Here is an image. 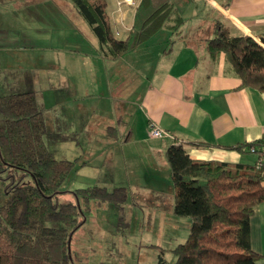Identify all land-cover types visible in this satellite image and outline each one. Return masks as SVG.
Wrapping results in <instances>:
<instances>
[{
	"label": "trees",
	"instance_id": "obj_1",
	"mask_svg": "<svg viewBox=\"0 0 264 264\" xmlns=\"http://www.w3.org/2000/svg\"><path fill=\"white\" fill-rule=\"evenodd\" d=\"M71 1L97 36L103 54L112 58L145 42L164 25L176 32L184 21L173 0H140L127 36L118 38L107 0ZM260 39L234 34L230 24L218 20L214 35L204 41L213 58L224 52L240 86L264 91V36ZM45 133L44 110L34 90L0 94V176L7 195L0 204V264H76L85 257L72 247L75 232L85 222L79 199L86 204L110 200L122 208L126 203L124 185L112 190L100 184L62 190L76 159L56 158ZM252 144L255 152L250 151ZM231 147H245L256 159H195L182 141L166 149L174 213L190 218L186 240L173 249L174 264H257L262 257L251 247L250 218L264 200V136ZM25 174L32 183H21ZM63 192L74 198L62 199Z\"/></svg>",
	"mask_w": 264,
	"mask_h": 264
},
{
	"label": "crops",
	"instance_id": "obj_2",
	"mask_svg": "<svg viewBox=\"0 0 264 264\" xmlns=\"http://www.w3.org/2000/svg\"><path fill=\"white\" fill-rule=\"evenodd\" d=\"M14 2L21 6L25 4V1ZM139 2L107 0L116 37L127 36ZM173 2L184 19L176 32L169 24L164 25L145 42L112 58L103 54L90 25L69 1H26L27 6L45 7L43 11L47 17L66 13L73 26H78L75 30H82L92 47V51H80L65 41L45 43L43 57H39L46 65L56 59L59 74L43 68L45 73L38 79L46 89L52 87L53 81L58 82L57 85H73V96L70 97L74 99L70 101L67 96L65 101L72 103L75 116L80 115L79 118L86 120L82 131L95 134L99 126L104 149L111 157L112 174L122 176L126 173L136 180L144 176L145 180L153 181L160 165L163 164L165 172L168 170L166 149L178 141L187 144L190 157L195 159L227 162H253L256 159V154L246 151L245 147L231 146L264 136V91L240 86L241 79L231 68L224 52L213 58L204 40L214 35L215 23L219 20L230 24L234 34H248L261 42L264 0ZM54 48H58L55 55L51 53ZM128 62L134 63L135 71L129 68ZM98 84L111 91L104 98L107 100L103 97L94 99L93 85ZM114 86L118 87L116 94L112 92ZM129 92L135 93L131 100ZM43 96L42 93V99ZM81 100L83 103H79ZM62 109L65 108L61 106L58 114ZM64 112L67 116V110ZM64 112L59 114L60 119L66 118ZM103 114L107 119H103ZM151 121L168 131L170 136L151 135ZM193 141H203L207 145H194ZM74 142L75 145L80 143L79 140ZM130 145H137V152H131L129 156L117 155L116 150ZM122 159L127 172L117 168ZM250 242L252 249L262 255L257 264H264V200L256 205L250 218Z\"/></svg>",
	"mask_w": 264,
	"mask_h": 264
},
{
	"label": "rangeland",
	"instance_id": "obj_3",
	"mask_svg": "<svg viewBox=\"0 0 264 264\" xmlns=\"http://www.w3.org/2000/svg\"><path fill=\"white\" fill-rule=\"evenodd\" d=\"M14 1H25V4L16 5ZM26 1L0 0V94L35 91L38 103L44 110V137L48 146L56 158L76 159L74 169L61 185L62 190H74L89 184L105 185L110 190L120 185L127 188L123 208L110 200L98 202L92 199L86 204L82 198L79 199L85 212V222L75 232L72 247L81 250L85 257L76 264H174L176 255L173 249L186 240L190 218L178 216L173 211L174 185L168 164L166 172L163 164L159 166L157 177L153 181L145 180L144 176L136 180L125 175L126 173L122 176L112 174L109 163L111 157L108 150L104 149L99 126L95 134L82 131L86 120L79 118L80 115L75 116L72 103L65 101L67 96L70 101L74 99L70 97L73 96V85H57L58 82L53 81L52 87L46 89L41 85L40 79L45 73L43 68H47V72L59 74L56 59L46 65L39 57H43L45 43L65 41L80 51H92V47L82 30H75L78 26H73L72 19L66 13H58V17H47L43 11L45 7L38 8L35 4L27 6ZM67 1L74 5L71 0ZM51 8L55 9V6ZM51 53L57 54L58 48H54ZM128 66L135 71L134 63H129ZM93 86L94 99H104L111 92L99 84ZM117 88H112L113 94H116ZM132 95L135 93L130 94V100ZM81 102L83 100L79 103ZM61 106L65 109L59 114L66 110L68 112L67 116L64 112L66 118L63 119L58 114ZM103 115V119H107V115ZM99 118L96 120L100 122ZM66 121L68 124H65ZM77 140L80 143L75 145L74 141ZM136 146L118 149L117 155L129 156L131 152H137ZM126 167L123 159L117 166L127 172ZM145 167L151 169L147 165ZM32 182L29 174L22 176L21 183ZM61 198L73 199L74 196L63 192ZM6 200L0 176V204Z\"/></svg>",
	"mask_w": 264,
	"mask_h": 264
},
{
	"label": "built area",
	"instance_id": "obj_4",
	"mask_svg": "<svg viewBox=\"0 0 264 264\" xmlns=\"http://www.w3.org/2000/svg\"><path fill=\"white\" fill-rule=\"evenodd\" d=\"M150 130H151V135L155 137H162V136H170V133L166 130H164L162 127H160L157 123L154 121L149 122ZM250 151L255 152L256 151V146L252 144L250 146ZM263 153H264V147H263ZM261 163V162H259Z\"/></svg>",
	"mask_w": 264,
	"mask_h": 264
},
{
	"label": "water",
	"instance_id": "obj_5",
	"mask_svg": "<svg viewBox=\"0 0 264 264\" xmlns=\"http://www.w3.org/2000/svg\"><path fill=\"white\" fill-rule=\"evenodd\" d=\"M71 237H72V234L69 236V243H68V248H69V252H70V242H71Z\"/></svg>",
	"mask_w": 264,
	"mask_h": 264
}]
</instances>
